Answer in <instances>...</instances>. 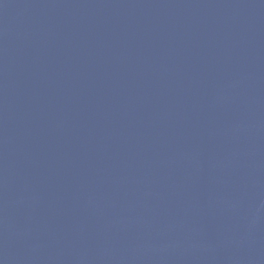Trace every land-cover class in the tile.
I'll list each match as a JSON object with an SVG mask.
<instances>
[{
    "label": "water",
    "instance_id": "1",
    "mask_svg": "<svg viewBox=\"0 0 264 264\" xmlns=\"http://www.w3.org/2000/svg\"><path fill=\"white\" fill-rule=\"evenodd\" d=\"M0 264H264V0H0Z\"/></svg>",
    "mask_w": 264,
    "mask_h": 264
}]
</instances>
